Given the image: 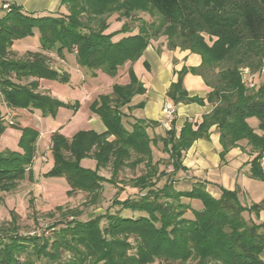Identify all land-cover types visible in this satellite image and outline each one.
Wrapping results in <instances>:
<instances>
[{"label": "trees", "instance_id": "obj_1", "mask_svg": "<svg viewBox=\"0 0 264 264\" xmlns=\"http://www.w3.org/2000/svg\"><path fill=\"white\" fill-rule=\"evenodd\" d=\"M8 4L0 3V100L6 107L37 109L42 116L54 117L59 107L69 106L39 90L40 79L69 81L67 73L51 66L44 51L60 57L67 52L91 76L100 70L113 77L120 66L137 60L148 44L161 37L166 48L188 49L201 57L199 66L178 72L166 96L173 105L203 102L183 86L189 71L201 75L211 88L206 100L214 106L200 122L186 120L178 131L173 121L159 138L167 157L156 160L144 120H135L131 130L122 123L121 107L144 91L128 69V83H114L109 93L99 94L89 105L105 125L104 132L79 130L70 138L58 130L51 133L53 165L45 174L63 176L67 195L83 192L87 203L101 200L104 182L116 184L111 205L117 208L85 221L59 220L52 236L3 235L0 264H36L42 257L56 264H264V221L257 220L264 198L245 205L237 189L221 188L214 196L204 182L182 188L175 178L184 169L182 152L195 139L208 136L215 125L220 159L244 141L255 153L249 162L250 176L264 181V83L249 88L240 74V68L255 72L262 65L264 0H60L56 12L33 13ZM112 21L120 22V27L107 31ZM34 33L40 50L15 55V40ZM117 34L121 36L113 39ZM250 117L258 120L259 132L248 124ZM37 138L38 132L28 129L19 140L20 151L0 152L1 190L20 178L33 177L29 165ZM87 157L94 159V168L81 164ZM140 164L141 173L128 179L134 196L119 198L118 190H127L116 177L124 168ZM107 167L108 178L99 173ZM188 199L200 201L201 208L184 202ZM122 210L135 215L121 214ZM244 212L254 217L246 219Z\"/></svg>", "mask_w": 264, "mask_h": 264}, {"label": "crops", "instance_id": "obj_2", "mask_svg": "<svg viewBox=\"0 0 264 264\" xmlns=\"http://www.w3.org/2000/svg\"><path fill=\"white\" fill-rule=\"evenodd\" d=\"M45 1L46 0H11V2L19 5L23 11L30 13L51 11L50 8L46 6L47 2ZM33 36L37 37V34L34 33ZM36 47H38L36 48V51H38L40 49L39 43ZM71 58L73 62L69 60V69L65 71V73L68 74L69 81L64 84H69L73 88L77 87L78 90H82V93L86 94L83 100H87L88 98L89 102L96 99L99 94L109 93L114 83H128V69H131L133 75L142 84L144 91L132 96L130 102L121 107L122 123L127 130H131V124L135 122V120H144L145 132L153 141L151 144L153 158L157 160L161 157H167V153L162 151V144L159 139L165 135L166 131L162 124V107L168 102L172 103L166 96V91L169 85L177 79V74L183 67L189 68L199 66L201 57L188 49H168L165 44H155L154 41H152L137 60L125 62L118 68L117 74L113 77L106 75L100 70L95 71V76H91V72L88 69L86 70L76 64L74 56H71ZM48 81V79H40L39 89H41L40 85L42 83L48 85ZM182 83L189 95H196L202 98L203 102L173 105L175 116L173 125L177 131L186 120L195 121L197 123L200 122L202 116L209 113L214 106V104L206 100V95L210 92L211 88L206 85L201 75L188 71L184 74ZM46 89V92L51 94L49 87ZM76 100L80 102L78 98ZM6 108L11 110L13 115L18 116V118H16L17 120L25 118L29 113H35V110L30 109ZM247 122L254 129L258 127V120H254V117L247 118ZM41 127L45 128L39 131V136L36 141V151L33 160L34 166L32 164L33 175H35L38 170L40 171L44 165L40 162L39 169H37V157L42 153L45 154L46 161L51 157L53 163L50 135L56 130L62 133L60 127L57 125H47L45 122ZM87 129H92L97 133L106 130L100 118L90 110L86 116L85 128L82 130ZM44 134L49 138L47 143L42 139L45 136ZM72 134L63 135L70 138ZM220 150L219 132L215 125H212L208 130V136L195 139L192 144L182 152L181 164L184 169L178 170L175 174L177 184L182 186V188H189L192 183L201 181L206 184V189L214 196H217L220 189L224 188L227 190L237 189L240 201H242V195L250 202H258L263 199L264 181H259L250 176L249 162L255 154L250 146L244 141L239 142L237 146L227 151L223 160L220 159ZM263 163L264 159L261 164ZM81 164L85 167L94 168L95 161L87 157L81 160ZM262 169L264 172V167H262ZM257 220L264 221V210L259 212Z\"/></svg>", "mask_w": 264, "mask_h": 264}, {"label": "rangeland", "instance_id": "obj_3", "mask_svg": "<svg viewBox=\"0 0 264 264\" xmlns=\"http://www.w3.org/2000/svg\"><path fill=\"white\" fill-rule=\"evenodd\" d=\"M9 1L11 0H0V3L5 4V2L9 3ZM59 1L60 0L45 1L47 2L46 6L51 10L50 12L57 11ZM119 27L120 24L118 21H112L107 31H112L118 29ZM120 36L121 34L114 35L113 39H118ZM38 43L37 37L27 36L22 39L15 40L12 48L15 55L22 56L27 50L36 51ZM154 43L165 44V42L162 41V37L154 41ZM44 52L48 56L51 66L59 72H65L69 69L68 64H70V61L73 62V59L67 52L62 58L56 55L53 51ZM261 62V67L255 72L248 71L247 74H244L242 68H240L241 79L249 88L256 89L259 85L264 83V58ZM40 86L41 89L39 90L42 92H46V88L49 87L52 96L64 103H67L69 106L59 107L54 117L42 116L39 110L34 109V114L29 113L25 118L17 120L16 118H18V116L13 115L11 110L6 108L4 103L0 100V117L2 119V123L4 124L0 127V152L3 150L20 151L19 140L22 135L27 133L28 129H31L37 131L39 136V131L46 127H41V125L45 122L47 125H57L60 127V131L66 135H71L72 133L74 134L75 132L85 128L86 116L90 110L89 105L91 102L88 101V98L87 100H83L86 94H83L82 90H78L77 87H75V89L69 84L59 83L55 80H49L48 85L46 83H42ZM77 98L80 102L76 100ZM76 101L78 102L77 106L74 105ZM75 107L76 109H74ZM5 116L11 118L13 124H7L4 120ZM254 120L257 119L254 117ZM255 130L256 132H259L258 128ZM44 135L45 136L42 139L45 143H47L49 138L46 134ZM34 157L35 153L33 155L32 162L29 165V169L31 171L32 164L34 163ZM44 157H46L44 153L37 157V169H39L40 162L44 165L40 171L38 170L39 172L37 171V173L33 175V177L30 176V179L27 177L20 178L15 181L12 186L10 185L8 189H0V237L6 234H11L13 236L15 234L33 236L40 235L42 232H44L45 235L52 236L55 231L51 229L53 228V225L59 223V220L77 218L85 221L97 215L104 214L107 209L112 212L117 208L111 205L112 199L115 196V191L117 190L116 184L107 182L103 183L102 196L99 202H85L87 196L83 192H75L74 194L68 196L66 193L68 187L63 176L45 175L52 168L53 163L51 161V157H49L47 161H44ZM261 167H264V163L261 164ZM142 169L143 165L140 164L138 167L133 169L126 167L118 174L116 182L122 186L124 190H127L126 193L118 190L117 196L119 198H122L127 194L134 196V194L131 193L132 190L128 179L140 174ZM99 173L104 177H110L109 167L101 169ZM157 184L161 185V181ZM188 200L189 201L185 200L184 202H188L196 209L201 208L202 205L200 201L191 199ZM241 200V202L245 205H249L251 203L244 195L241 196ZM56 206L62 207L58 209L55 208ZM77 213L79 215H77ZM121 214L135 215V213H131L130 210H122ZM186 215L191 216L190 213H187ZM243 216L246 219L254 217L253 215L250 216L247 212H244ZM104 224L105 221L102 220L101 226ZM130 241L132 240L130 239ZM24 258L25 257H21V260H24ZM35 261L36 264H56L55 261H50L49 259H44L43 257L41 260ZM185 264H193V261H188Z\"/></svg>", "mask_w": 264, "mask_h": 264}, {"label": "built area", "instance_id": "obj_4", "mask_svg": "<svg viewBox=\"0 0 264 264\" xmlns=\"http://www.w3.org/2000/svg\"><path fill=\"white\" fill-rule=\"evenodd\" d=\"M3 7H8V2H5V4H3ZM242 71L244 74L248 73V68H242ZM174 106L171 102H168L166 104H164V106L162 107V124L164 126V128L166 130H169L172 126V122L174 121ZM5 122L9 125L13 124V121L11 118H9L8 116H5L4 118ZM44 161H46V157L43 158ZM264 159V157L262 158ZM172 167L169 166L168 167V171L171 170Z\"/></svg>", "mask_w": 264, "mask_h": 264}]
</instances>
